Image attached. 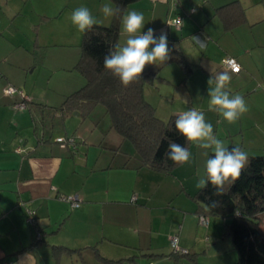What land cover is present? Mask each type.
Masks as SVG:
<instances>
[{"label":"crops","instance_id":"obj_1","mask_svg":"<svg viewBox=\"0 0 264 264\" xmlns=\"http://www.w3.org/2000/svg\"><path fill=\"white\" fill-rule=\"evenodd\" d=\"M232 2L243 9L245 23L225 31L215 11ZM105 3L115 7L112 0H0V35L8 33L16 39L0 50V264H17L27 254L34 257L29 264H55L52 246L76 251L62 255L58 264L66 256L101 264L96 252L114 260L133 258L135 264H235L233 242L223 236L229 221L210 222L209 217L207 229L199 225L193 197L207 159L204 149L191 145L193 163L179 165L168 174L142 166L133 147L114 131L106 142L107 134L96 130L97 136L94 131L92 139L86 136L89 141L82 138L78 150L71 152L51 145L42 132L52 129L40 127L39 114L34 113L36 126L33 115L16 108L23 101L18 94L3 93L4 87L12 86L33 106L59 100L61 105L82 88L85 80L74 70L82 33L72 25L70 15L86 6L102 21L98 25L109 26L113 18L106 19L99 11ZM176 4L175 0H136L124 10L143 12L142 31L153 28L157 36L165 31L170 54L193 66L185 77L179 62L174 67L168 65L170 61L162 78L156 73L157 86L153 82L144 87L145 99L163 121L192 107L203 110L215 135L226 145L239 146L249 156L264 155V88L257 90V83H264V0H176ZM176 15L182 17L180 29L168 24ZM119 33V44H123L126 36L121 34L120 22ZM192 37L205 40V46ZM23 52L37 56L34 72L40 68L43 74L55 75L45 82L46 90L36 80L27 86L29 77L19 73L32 64L27 57L20 58ZM225 57L236 59L239 73L222 66ZM156 66L146 65L143 73H151ZM223 71L232 76L226 86L230 94L242 95L250 106L234 124L208 111V80ZM172 83L186 91H178L173 97L177 103L161 114L148 97L153 88L166 90ZM39 87L43 92L38 93ZM49 91L54 96L49 97ZM58 137L81 140L67 134ZM207 151L210 155L211 150ZM69 195L78 196V208L60 199ZM26 207L36 211L37 227L43 234L39 243L35 230L26 223ZM172 234L188 255H171L168 237Z\"/></svg>","mask_w":264,"mask_h":264},{"label":"trees","instance_id":"obj_2","mask_svg":"<svg viewBox=\"0 0 264 264\" xmlns=\"http://www.w3.org/2000/svg\"><path fill=\"white\" fill-rule=\"evenodd\" d=\"M112 1L115 7L121 9L112 23L109 26L96 25L90 32L82 34L80 57L74 70L84 78L85 85L67 96L61 106L52 112L55 114L60 112L61 115L77 112L82 118H87L94 108L98 105L103 106L110 119L111 129L133 147L141 165L168 174L179 166L168 160L165 155L169 150V142H176L189 149L191 145L187 144L185 138L176 131V116L172 115L166 121L159 119L155 108L144 97V87L157 79L156 74L142 73L140 79L125 88L118 78L103 68L104 57L119 43V17L125 8L136 0ZM215 12L221 19L225 31H231L245 23L244 11L237 2L220 7ZM178 62L183 72L187 74L185 76L190 75L193 66L183 57H180ZM24 102L25 106H30L27 100ZM34 106L37 107L35 110L40 111V127L52 128L54 124L50 122L51 118L48 116H54L50 112L46 114L39 104ZM32 117L33 121L38 123L34 115ZM233 147L235 146H228L229 150ZM213 155L211 153L209 158ZM215 192L216 189L208 182L204 189H199L194 195L198 216L229 221L225 225L224 234L232 237L237 253L235 264H264V230L261 228L260 217L264 214V155L249 156V163L240 178L226 186L223 195L217 196ZM41 235L43 237L42 233ZM36 241L39 243L42 238ZM74 252L76 251L62 246H52L55 264H58L62 255ZM188 254V251L187 254H176L173 251L171 253L174 256ZM96 256L101 264H122L125 260L135 264L133 258L114 260L103 257L98 252Z\"/></svg>","mask_w":264,"mask_h":264},{"label":"clouds","instance_id":"obj_3","mask_svg":"<svg viewBox=\"0 0 264 264\" xmlns=\"http://www.w3.org/2000/svg\"><path fill=\"white\" fill-rule=\"evenodd\" d=\"M99 11L107 19L117 17L121 9L113 7L111 3H105L100 6ZM119 19L121 34L126 36V40L123 44L117 43L109 50L104 57L103 68L127 88L140 79L146 65H158L169 59L171 49L165 31L161 30L158 36L153 28H148L146 32L142 31L145 25L143 12L127 10ZM70 21L82 34L90 32L94 26L102 23L86 6L75 8L70 15ZM192 39L200 47L205 46V40L199 37ZM231 79L232 76L228 71L212 74L209 78L208 111L216 112L229 124H234L250 111V106L242 95L230 94L226 86ZM262 88L264 83L258 82L257 90ZM184 102L187 104V99H184ZM175 116L176 131L185 138L187 144L204 149L202 155L207 157L204 172L195 187L198 190L204 189L210 182L216 189L215 194L223 195L226 186L238 180L248 165V152L239 146L229 150L228 145L215 135L213 125L206 120L203 110L192 107L178 112ZM256 127L260 130V125ZM168 147L169 150L165 155L174 164L182 166L193 163V153L189 147L172 141L169 142ZM209 149L214 154L211 158L207 151ZM33 259L32 255L27 254L19 258L17 264H29Z\"/></svg>","mask_w":264,"mask_h":264},{"label":"rangeland","instance_id":"obj_4","mask_svg":"<svg viewBox=\"0 0 264 264\" xmlns=\"http://www.w3.org/2000/svg\"><path fill=\"white\" fill-rule=\"evenodd\" d=\"M15 40L16 39L14 37L11 38L8 33L1 34L0 35V50L5 48V46L9 45L8 41H11L12 43H14ZM24 57H27L26 59H28V62L31 61L32 64L29 67H27V65L23 66L24 69L18 70L19 73L22 75V77H24V75L25 76L27 75L29 77L27 86L33 84L34 80H36L37 83H41V82L44 83L43 84L44 89L39 87V90H38V93L43 92V90H46L45 82H48V80H50L49 76L51 75L52 79L54 80L56 78L55 75H52L51 73H47V71H45L44 72L45 74H43L42 72H40V68H38L37 71L34 72L33 70H34L35 65H36L34 58L36 56H31L30 54L23 52L21 54L20 58L23 60ZM177 63H178V60H172L168 65H173L175 67L176 65H178ZM168 65H167V67H168ZM165 70H166V66H165V68H162L158 72V75L161 78L165 75ZM75 75H77V74L75 73ZM184 75H187V74L184 73ZM156 81H157V79L154 81V83L157 86L158 82H156ZM51 85H52V83H51ZM167 87L168 88H165L166 90L153 88V90H151L152 95L148 97L149 102H152V104H154V106H156V108H158L159 113H161L163 109L169 110L171 105H175L177 103L176 97L174 99H173V97L177 94L178 91H184V93L186 91L184 88H180V86H178V84L175 85V83H172L171 86H167ZM50 88H51V86H50ZM48 93H49L48 96L50 97V95H52V92L49 91ZM52 96H54V95H52ZM152 100H154V101H152ZM36 104H39L41 110L45 111L46 114L48 112H50L54 116V117L50 116V118H51L50 122L54 124V126L52 127L53 129L51 128L52 130H45L42 132L43 134H45V136L47 138L51 139V141H52L51 145H53V146L58 145L55 143V137L59 136V135L67 134V136H72V135L77 136L78 139L79 138L81 139L80 141H77L80 143L82 141V138H83V140L85 139V141L90 140V139H87L86 136L92 139V136H93L92 132H94V131H95V133H94L95 136H97L96 135L97 131L102 132V134H104V133L107 134L106 142L110 139L111 133H114L113 130L111 129L110 119L108 118V116L105 113V108L101 105H98L96 108H94V110L91 113V116H89L87 118H82V117H79L77 112H73V114L70 116H68V114L61 115L62 113H60V112H58L56 114H55V112H52L61 106L60 100L55 101V102L52 101L53 105H46V104L37 103V102L34 105H36ZM31 105H33V104H30V106H28L26 109H24L26 111V113L29 116L34 115V117H35V114H34L35 112L37 114H40L39 110H35L36 106H31ZM56 115L58 116L57 118H56ZM165 118H167V117H165ZM36 123L37 122H34V124H36ZM95 124L98 125V128L95 127ZM33 128H35V127L33 126ZM31 130L32 129H30V131ZM29 135H30V138L33 137L32 132H29ZM115 135H117V134H115ZM210 218H209L210 222H212V221H217L218 223L223 222V220L220 218H216V217H210ZM262 219H264V216H262ZM200 227H202L203 229L208 228V227H205L202 225H200ZM261 227H262V229H264V223H262ZM224 231H225V226H224ZM223 236H227L230 239V241H232V237L224 234V232H223ZM64 259L65 260L60 261L59 264H94L93 262L89 261V259H86L85 261H83V260L78 259L76 256H72V257L66 256V257H64ZM51 264H54V262L52 261Z\"/></svg>","mask_w":264,"mask_h":264},{"label":"built area","instance_id":"obj_5","mask_svg":"<svg viewBox=\"0 0 264 264\" xmlns=\"http://www.w3.org/2000/svg\"><path fill=\"white\" fill-rule=\"evenodd\" d=\"M176 5L177 4L175 0V6ZM191 12H193V10H191ZM168 24L175 27L176 29H180L182 25V17H180L179 15H176L174 18L168 21ZM222 66L225 69L231 71L232 73H238L241 70L240 65L238 64L236 59L233 57H225L222 61ZM3 93L6 96H14L15 94H18L23 99V101L17 104L16 108L20 110H23L26 108L24 101H26L27 99H25V96L23 95L22 91H19L12 86H6L3 88ZM55 143H57L62 149L72 150L73 152L78 150V143L74 137H58L55 139ZM60 199L68 202L72 208H78L81 203L77 195L61 196ZM135 199L136 198L133 197L132 201L134 202ZM25 214H26L27 225L35 230V239L40 240L42 238V235L37 227L36 211L32 208L26 207ZM199 224L202 226L208 227L209 219L205 216H199ZM168 242L174 253L187 254V250L182 249L180 247L178 237L176 234L170 235L168 237Z\"/></svg>","mask_w":264,"mask_h":264},{"label":"water","instance_id":"obj_6","mask_svg":"<svg viewBox=\"0 0 264 264\" xmlns=\"http://www.w3.org/2000/svg\"><path fill=\"white\" fill-rule=\"evenodd\" d=\"M172 60H179V55H177V54H170V58L167 59L166 61H164L163 63L158 64L156 67H154L151 70V74L155 75L157 72H159V70H161L166 64H168Z\"/></svg>","mask_w":264,"mask_h":264}]
</instances>
